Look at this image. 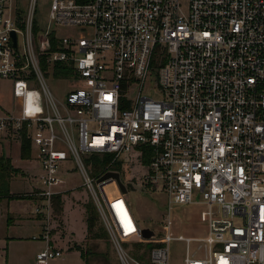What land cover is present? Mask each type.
I'll use <instances>...</instances> for the list:
<instances>
[{
  "label": "built area",
  "instance_id": "obj_1",
  "mask_svg": "<svg viewBox=\"0 0 264 264\" xmlns=\"http://www.w3.org/2000/svg\"><path fill=\"white\" fill-rule=\"evenodd\" d=\"M183 1L51 0L41 28L37 0H0V80L12 81L15 102L0 107V139L30 144L42 228L33 239L46 243L38 262L62 257L49 239L51 200L65 191L61 168L71 162L119 264H141L145 254L136 247L132 257L125 244L145 245L150 264H168L173 240L199 243L181 264H264V0H187V12ZM46 77L69 81L62 112ZM143 148L146 172L128 182L163 193L165 212L150 227L140 226L121 178L125 194L111 178L98 182L120 177L113 163L140 160ZM105 155L111 162L93 176L83 157ZM193 204L206 208V236H174V211Z\"/></svg>",
  "mask_w": 264,
  "mask_h": 264
},
{
  "label": "rangeland",
  "instance_id": "obj_2",
  "mask_svg": "<svg viewBox=\"0 0 264 264\" xmlns=\"http://www.w3.org/2000/svg\"><path fill=\"white\" fill-rule=\"evenodd\" d=\"M21 1L25 2V0ZM50 1L37 0L35 22L41 28L48 25ZM182 6L183 11L187 12V0L182 2ZM56 32L58 35H69L77 33L78 29L56 28ZM22 47V38L19 37V49L22 50ZM45 84L59 111L62 112V104L65 103L66 95L71 89L69 81L46 77ZM13 103L15 102L12 97V81L10 79L0 80V107L3 110H11ZM5 142L0 141V157L9 159L13 168L18 172L8 181L11 199H0V264H85L80 253L74 249L75 245L80 246L83 252H89L88 264H119L111 239L109 235L105 236L106 228L101 218L98 217L94 229V231H100L98 232L100 238H93L86 234L84 205L89 202L93 203V198L89 189L82 185L81 172L71 162H66L61 168L66 181L65 191L60 194L62 213L59 215L53 213L50 221L49 239L62 251V257L46 263L36 260L37 253L46 247L44 240L33 239L42 232L41 220L34 214L32 200H30L32 186L36 185V168L29 159H20V149L17 145L9 141ZM4 147L7 150L6 156L3 153ZM90 157H83V161ZM140 161L141 159L131 156L127 163H119V173L127 189L126 198L131 204L133 214L139 218L140 226L150 227L151 223H157L165 212V199L160 188L151 190L129 186L131 182L138 185L140 182L138 179L142 177V173L146 172L145 165ZM105 191L112 195L115 192L114 185L108 184ZM205 212L206 208L203 204L182 206L176 209L174 215L177 226L174 236L204 238L206 226L202 219ZM198 246L197 242H190L187 245L185 242L171 241L168 244V264H181L186 250L192 254L197 251ZM123 247L135 249L130 252L132 257L139 254L136 247L143 248L145 254L137 259L141 264H150L148 262L149 251L145 245L125 244Z\"/></svg>",
  "mask_w": 264,
  "mask_h": 264
},
{
  "label": "trees",
  "instance_id": "obj_3",
  "mask_svg": "<svg viewBox=\"0 0 264 264\" xmlns=\"http://www.w3.org/2000/svg\"><path fill=\"white\" fill-rule=\"evenodd\" d=\"M80 2H84L85 0H79ZM41 68L45 69V65L41 64ZM63 65H56L54 74L57 76L65 77L67 75V71ZM30 144L29 141L23 139L20 146V159L25 160L30 158ZM150 161V151L147 148H143V156L141 162L143 165H148ZM111 162V156L105 155L103 157L91 156L90 158L86 159L84 163L89 166L91 170V174L93 176H98ZM112 170L119 172V163H113ZM18 172L17 169L13 168L11 161L7 158L0 157V199L2 198H9L11 196L9 194V179L14 177V174ZM61 195H56L52 197V210L55 215H59L62 213V203L60 199ZM29 199V198H28ZM31 200V199H30ZM85 208V225H86V234L87 236L91 235L93 238H100L98 232L94 231L97 225V219L99 213L97 211L96 206L94 203L89 202L84 205ZM99 230V229H98ZM102 232V231H101ZM104 233V232H103ZM108 233L105 230V236ZM74 249L80 253L81 258L83 259L85 264H88L87 255L89 252H83L80 246H74Z\"/></svg>",
  "mask_w": 264,
  "mask_h": 264
},
{
  "label": "water",
  "instance_id": "obj_4",
  "mask_svg": "<svg viewBox=\"0 0 264 264\" xmlns=\"http://www.w3.org/2000/svg\"><path fill=\"white\" fill-rule=\"evenodd\" d=\"M12 37H13V38H12V39H13V46L16 47V41H15L14 33H12ZM109 178H111V179H113V180L116 181V183H117L118 186L120 187V190H121V192H122L123 194L126 193V189H125L124 185L121 183V181H120V177H119V174H118V173H112V172L105 173L102 177H100V178L98 179V182H102V181L107 180V179H109ZM142 235H143L144 238H149V237L152 236V233H151L149 230L144 229V230L142 231Z\"/></svg>",
  "mask_w": 264,
  "mask_h": 264
},
{
  "label": "crops",
  "instance_id": "obj_5",
  "mask_svg": "<svg viewBox=\"0 0 264 264\" xmlns=\"http://www.w3.org/2000/svg\"><path fill=\"white\" fill-rule=\"evenodd\" d=\"M0 141H4V140H2V139H0ZM5 142V141H4ZM6 143V142H5ZM5 143H3V145L5 144ZM3 153H4V155L6 156L7 155V150H6V148L4 147L3 148ZM26 161H28V160H26ZM29 161H31L32 163H34L33 162V160H32V153H31V151H30V158H29ZM34 166H35V163H34ZM32 191H34L35 189H36V185L35 186H32ZM34 205V201H32V206ZM33 212H34V207H33ZM54 248H56V249H58L59 250V248L55 245H53V243H50Z\"/></svg>",
  "mask_w": 264,
  "mask_h": 264
}]
</instances>
